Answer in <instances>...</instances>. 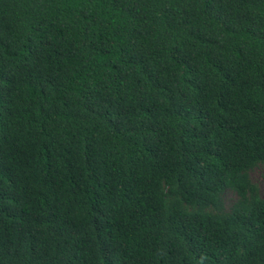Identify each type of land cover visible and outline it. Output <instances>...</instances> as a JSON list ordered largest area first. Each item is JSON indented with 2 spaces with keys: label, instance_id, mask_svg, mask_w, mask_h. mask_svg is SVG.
<instances>
[{
  "label": "trees",
  "instance_id": "obj_1",
  "mask_svg": "<svg viewBox=\"0 0 264 264\" xmlns=\"http://www.w3.org/2000/svg\"><path fill=\"white\" fill-rule=\"evenodd\" d=\"M257 167L264 0H0V264H264Z\"/></svg>",
  "mask_w": 264,
  "mask_h": 264
},
{
  "label": "rangeland",
  "instance_id": "obj_2",
  "mask_svg": "<svg viewBox=\"0 0 264 264\" xmlns=\"http://www.w3.org/2000/svg\"><path fill=\"white\" fill-rule=\"evenodd\" d=\"M249 177L258 186L260 196L264 197V169L257 167L250 172ZM232 198L233 196L231 194L226 196L227 201H231Z\"/></svg>",
  "mask_w": 264,
  "mask_h": 264
}]
</instances>
